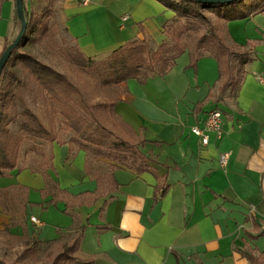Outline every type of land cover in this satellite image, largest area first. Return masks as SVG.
I'll return each instance as SVG.
<instances>
[{
    "label": "crops",
    "instance_id": "crops-1",
    "mask_svg": "<svg viewBox=\"0 0 264 264\" xmlns=\"http://www.w3.org/2000/svg\"><path fill=\"white\" fill-rule=\"evenodd\" d=\"M165 10L155 0H66L58 17L69 40L94 60L135 40L155 50L176 21ZM210 21L219 25L215 17ZM224 28L228 45L253 53L235 99L225 94L214 102L222 80L206 54L195 71L185 51L166 76H152L143 86L128 80L101 124L124 142L146 141L140 150L151 172L118 167V190L102 210L104 199L64 214L63 203H49L47 178L73 194L93 192L96 184L85 153L56 141L45 150L52 169L38 164L0 177L6 194L0 235L20 244L34 238L47 249L46 243L67 242L86 224L75 256L90 264H247L244 254L264 251V14ZM216 108L223 134L219 140L210 134L204 147L188 128L201 127ZM222 153H230L225 167L218 162ZM159 183L167 190L155 201Z\"/></svg>",
    "mask_w": 264,
    "mask_h": 264
},
{
    "label": "trees",
    "instance_id": "trees-1",
    "mask_svg": "<svg viewBox=\"0 0 264 264\" xmlns=\"http://www.w3.org/2000/svg\"><path fill=\"white\" fill-rule=\"evenodd\" d=\"M155 1L171 11L176 18L175 24L165 27L166 39L155 50L151 49L147 40H135L114 49L103 60L94 62L85 57L76 44L67 45L63 42L61 50L65 60L83 74L95 73L99 77V85L113 90L117 96L121 92H126L124 84L128 80H134L143 86L152 76H166L185 51L190 61L188 68L194 71L201 57L206 54L216 60L219 79L222 80L220 97L214 102L219 103L225 94L228 98L235 99L244 78V67L252 60L253 53L251 49L242 46L228 45L224 25L227 22L246 20L264 14V0H236L217 5L198 4L193 0ZM13 2V19L21 29L15 10V0ZM48 10L44 9L43 14L33 13L26 9L23 0L25 32L18 46L11 51L0 74V177L14 170H21L17 165V152L25 139L34 142L31 146L32 151L40 157L44 156L42 151L44 144L51 145L57 141L54 134L24 101L21 79L14 72L15 66L19 65L44 93L46 99L58 109L62 132L70 134L68 142L85 153L87 170L93 171L92 178L96 184L93 192L73 194L68 190L59 189L55 182L47 178L46 189L51 194L49 203L54 206L63 203L62 212L68 214V211L75 208L92 205L104 199L102 210L118 190L114 179V172L118 167L132 170L136 175L151 172L149 158L140 150L146 141L136 144L124 142L101 124L97 114L112 113L118 101L116 96L105 102L87 104L83 101L79 89L66 75L23 51L25 45L34 41L32 34ZM207 14L214 16L219 25L214 26ZM15 106L20 108L17 113L20 121L17 131L12 133L9 129L11 121L9 111ZM35 142H38L39 146L35 145ZM51 160L52 156H47V162L41 166L42 169H52L49 164ZM156 178L160 180L159 177ZM166 190L167 186L159 183L155 190V201L162 198ZM85 225L75 231L71 242L58 245L60 253L52 264H90L81 262L75 256L83 238ZM103 228L106 229V227L99 229ZM260 236H264V233ZM28 244L36 248L41 243L33 238L26 242V245ZM46 244L52 246L55 243ZM244 257L247 264H264V251L258 252L257 255L246 253ZM0 264L8 263L0 260Z\"/></svg>",
    "mask_w": 264,
    "mask_h": 264
},
{
    "label": "rangeland",
    "instance_id": "rangeland-1",
    "mask_svg": "<svg viewBox=\"0 0 264 264\" xmlns=\"http://www.w3.org/2000/svg\"><path fill=\"white\" fill-rule=\"evenodd\" d=\"M66 0H24V5L28 11L36 14L42 13L46 8L49 10L44 13L41 24L36 28L32 37L34 41L24 46L23 51L33 56L39 62L53 68L55 71L64 74L80 91L83 101L87 104L94 102H103L107 99H113L115 93L109 88H103L99 85V77L95 73H81L71 66L64 58L61 47L63 42L67 45H73L72 41L65 35L62 24L58 17V8ZM158 3V2H157ZM14 2L13 0H0V55L4 49L17 37L20 32L19 24L13 19ZM167 13L173 14L169 10ZM43 14V13H42ZM174 15V14H173ZM209 19H214V16L207 14ZM105 58V57H104ZM104 58L94 59V62H99ZM14 72L21 79V93L23 99L30 110L39 117L45 127L50 130L57 141H67L70 139V134H65L60 128V115L58 109L50 103L43 92L37 87L35 82L30 78L26 71L21 66L16 65ZM19 107L15 106L9 111V129L15 133L18 129L20 116L17 115ZM98 119L101 123L106 120L105 113H98ZM106 123V121H105ZM34 142L25 139L17 152L18 168L32 167L36 168L38 164L44 166L47 155L45 150L47 145L44 144L42 151L44 156H38L32 151ZM38 145V142H35ZM93 166V165H92ZM42 168V167H41ZM6 194L0 193V198H4ZM2 244L5 243L7 248L2 246L0 250V260L8 264H52L58 256V245L47 249L32 247L31 244L26 245V242H15L14 240L5 238L0 235ZM5 238V239H4ZM73 236L67 242L72 241ZM1 249V247H0Z\"/></svg>",
    "mask_w": 264,
    "mask_h": 264
},
{
    "label": "built area",
    "instance_id": "built-area-1",
    "mask_svg": "<svg viewBox=\"0 0 264 264\" xmlns=\"http://www.w3.org/2000/svg\"><path fill=\"white\" fill-rule=\"evenodd\" d=\"M82 4L88 3L89 0H77ZM126 21V17L122 19ZM260 83L264 85V78L259 79ZM188 132L195 136L202 146H207L209 143V135H214L216 140L221 139L223 130H222V114L219 109H212L207 112L206 117L202 121V126L193 125L188 128ZM230 153H222L219 155L218 162L221 167L227 165ZM31 222L34 224H39V222L31 217Z\"/></svg>",
    "mask_w": 264,
    "mask_h": 264
},
{
    "label": "water",
    "instance_id": "water-1",
    "mask_svg": "<svg viewBox=\"0 0 264 264\" xmlns=\"http://www.w3.org/2000/svg\"><path fill=\"white\" fill-rule=\"evenodd\" d=\"M193 1H195L198 4L217 5V4H228L236 0H193ZM15 10H16L17 18L19 19L21 24V29L19 34L13 41V43L6 48V50L2 53L0 57V74L6 64V61L10 57L11 51L18 46L26 28L25 17L23 12V0H15Z\"/></svg>",
    "mask_w": 264,
    "mask_h": 264
}]
</instances>
